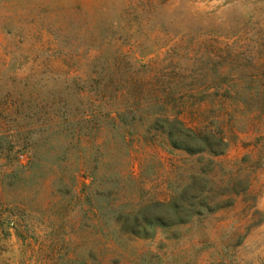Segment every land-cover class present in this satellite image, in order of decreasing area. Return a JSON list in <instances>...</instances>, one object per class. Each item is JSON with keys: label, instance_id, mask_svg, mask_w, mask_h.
Returning <instances> with one entry per match:
<instances>
[{"label": "rangeland", "instance_id": "obj_1", "mask_svg": "<svg viewBox=\"0 0 264 264\" xmlns=\"http://www.w3.org/2000/svg\"><path fill=\"white\" fill-rule=\"evenodd\" d=\"M0 264H264V0H0Z\"/></svg>", "mask_w": 264, "mask_h": 264}, {"label": "trees", "instance_id": "obj_2", "mask_svg": "<svg viewBox=\"0 0 264 264\" xmlns=\"http://www.w3.org/2000/svg\"><path fill=\"white\" fill-rule=\"evenodd\" d=\"M200 136H201V135H200ZM210 139H212V138H210V137H208V136H204V137H203V140H204L205 142H209ZM221 145H223V146L225 145V143H224L222 140H221ZM209 146H210V147H207V149H208V150H211V148H213L214 145H209ZM216 146H217V145H216ZM225 146H226V145H225Z\"/></svg>", "mask_w": 264, "mask_h": 264}]
</instances>
